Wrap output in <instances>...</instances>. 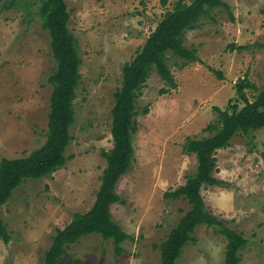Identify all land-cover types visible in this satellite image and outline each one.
I'll use <instances>...</instances> for the list:
<instances>
[{
	"label": "rangeland",
	"instance_id": "1",
	"mask_svg": "<svg viewBox=\"0 0 264 264\" xmlns=\"http://www.w3.org/2000/svg\"><path fill=\"white\" fill-rule=\"evenodd\" d=\"M42 1L2 5L0 162L27 157L46 141L55 63L39 16ZM64 1L80 60L66 164L47 178L23 182L1 208L10 240L0 239V264H42L56 231L92 208L106 168L101 153L112 148L111 109L122 69L178 0L165 6L160 0ZM222 1L233 21L214 9L184 34L185 46L197 49V62L168 53L177 89L161 96L169 87L153 69L136 100L133 160L110 207L112 220L130 237L122 253L116 256L111 240L93 234L71 245L58 264H160L158 246L189 209L184 199L164 198L196 173L195 156L184 150L187 140L214 134L206 129L217 122L215 108L244 107L236 92L240 81L256 87L245 89L250 102L263 84L264 0ZM216 160L213 176L220 185L201 189L206 210L247 240L240 264H264V128L235 136ZM194 237L176 264H224L226 240L215 228L199 226Z\"/></svg>",
	"mask_w": 264,
	"mask_h": 264
},
{
	"label": "trees",
	"instance_id": "2",
	"mask_svg": "<svg viewBox=\"0 0 264 264\" xmlns=\"http://www.w3.org/2000/svg\"><path fill=\"white\" fill-rule=\"evenodd\" d=\"M5 1L8 0H0V14ZM160 1L162 6L166 5V0ZM214 9L225 10L233 21L229 6L222 0H192L189 4L178 0L172 10L164 14L135 58L123 67L121 85L113 95L114 104L111 109L112 148L101 153L106 161V168L95 203L85 214H74L68 225L56 231L50 248L42 258V264H58L67 255L71 245L82 237L93 234L104 240H111L116 256L122 253L121 245L130 237L112 220L110 207L118 202L116 184L128 172L133 160L132 134L137 128L134 119L136 100L153 69L165 86L169 87L159 91L161 96L168 94L169 90L177 89L168 64V53L186 62H197V49L194 46L186 47L183 37L186 31L196 28L201 18L210 17ZM39 16L42 19V29L49 36L50 54L55 63V69L48 78L52 93L46 141L27 157L1 160L0 210L23 182L47 178L61 169L66 164L65 150L71 142L69 129L75 121L73 102L80 81V60L75 39L68 29L67 5L64 0H43ZM231 48L239 51L246 49L234 45ZM219 78L222 79L220 74ZM245 89L255 90L256 87L246 79L237 84V98L243 102V108L239 109L237 105H229L224 111L215 108L217 122L206 129L214 134L200 140L188 139L184 146V150L196 158V173L188 177L183 186L167 191L164 198L184 199L189 209L158 246L160 264H176L183 249L196 242L195 229L204 225L215 228L217 234L226 240L224 264L241 262L240 253L246 247L247 240L206 210L201 189L203 186L220 185V181L213 176L219 150L226 149L235 136L247 137L251 132L264 128V79L252 102L248 100ZM144 112L147 110L144 109ZM0 239L5 244L10 240L1 216Z\"/></svg>",
	"mask_w": 264,
	"mask_h": 264
}]
</instances>
